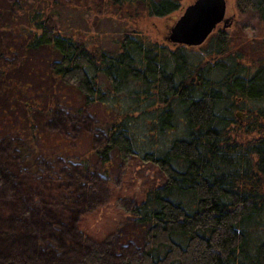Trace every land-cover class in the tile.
Instances as JSON below:
<instances>
[{
    "label": "trees",
    "instance_id": "1",
    "mask_svg": "<svg viewBox=\"0 0 264 264\" xmlns=\"http://www.w3.org/2000/svg\"><path fill=\"white\" fill-rule=\"evenodd\" d=\"M53 1L34 0L24 10V48L47 49L50 77L75 90L78 104L54 109L73 117L97 104L113 108L124 96L131 99L96 124L99 161L84 160L88 176L108 173L113 152L128 161L141 149V159L157 166L163 180L125 206L138 241L112 250L110 242L79 231L76 210L63 232L38 210L13 231H0V264H264V239L253 243L247 228L264 210V48L251 45L255 37L248 30L254 15L264 23V0H236L248 16L221 30L198 58L190 46L151 42L136 30L123 33L115 51L90 48L82 36L57 26ZM115 1L118 7L141 2L155 16L181 7L179 0ZM21 6L11 0V7ZM144 116L161 131L174 128L181 116L183 132L165 148L144 151L137 144ZM30 123L35 139L41 133L33 115ZM9 175L0 167V176Z\"/></svg>",
    "mask_w": 264,
    "mask_h": 264
},
{
    "label": "rangeland",
    "instance_id": "2",
    "mask_svg": "<svg viewBox=\"0 0 264 264\" xmlns=\"http://www.w3.org/2000/svg\"><path fill=\"white\" fill-rule=\"evenodd\" d=\"M16 1L22 5L20 9L11 7V0H0V54L6 53L0 57V141L3 142L0 143V167L10 173L8 178L0 176V231H13L10 227H16V222L30 219L39 210L46 211L43 213L46 222H52L57 229L63 228V232L71 219L68 214L76 210L79 231L98 241L110 242L109 248L138 241L139 234L125 206L135 199L142 200L151 187L161 183V170L141 159V149L139 155L128 161L113 152L111 169L104 175L102 170H96L97 173L88 176L84 163L86 158L92 165L99 161L93 151L99 138L102 139V134L94 132L96 124L100 126L110 120L119 105L131 99L124 96L113 108L97 104L73 117L54 109V104L68 107L78 104L79 99L71 86L50 77L51 56L47 49L25 51L29 23L24 10L34 0ZM109 1L54 0L50 11L60 29L82 36L93 49L115 51L123 33L131 30L145 35L151 42L174 47L167 35L195 0H179L180 9L166 16L148 14L141 2L118 7L115 0ZM227 1V16H233V23L248 16L240 14L236 0ZM249 22L252 27L248 29L249 34L255 37L251 45L260 50L264 48V23L258 15ZM224 29L219 24L203 44L188 48L190 54L195 58L204 56ZM6 64L11 66L5 68ZM236 112L244 116L240 109ZM32 115L41 133L35 139L30 123ZM144 117V127L137 131V144L144 151L165 148L183 132L181 116L175 127L166 131L152 128L153 123ZM247 228L253 243L264 239V210Z\"/></svg>",
    "mask_w": 264,
    "mask_h": 264
},
{
    "label": "water",
    "instance_id": "3",
    "mask_svg": "<svg viewBox=\"0 0 264 264\" xmlns=\"http://www.w3.org/2000/svg\"><path fill=\"white\" fill-rule=\"evenodd\" d=\"M227 6V0H195L171 27L167 40L187 46L203 44L219 24L224 28L232 25L233 16H227Z\"/></svg>",
    "mask_w": 264,
    "mask_h": 264
},
{
    "label": "flooded vegetation",
    "instance_id": "4",
    "mask_svg": "<svg viewBox=\"0 0 264 264\" xmlns=\"http://www.w3.org/2000/svg\"><path fill=\"white\" fill-rule=\"evenodd\" d=\"M243 112V111H242ZM241 117V116H240Z\"/></svg>",
    "mask_w": 264,
    "mask_h": 264
}]
</instances>
